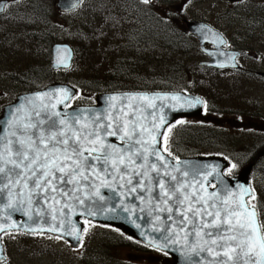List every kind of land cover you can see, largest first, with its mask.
<instances>
[{"label": "snow or ice", "instance_id": "6c2138e0", "mask_svg": "<svg viewBox=\"0 0 264 264\" xmlns=\"http://www.w3.org/2000/svg\"><path fill=\"white\" fill-rule=\"evenodd\" d=\"M10 2L16 4L19 0ZM142 2L150 4L151 0ZM188 2L185 0L178 11H183ZM7 6L0 0V9ZM230 58L234 60L235 56ZM126 95L148 99L144 95ZM109 99L114 101L117 97ZM186 102L202 103L196 97H189ZM49 108L48 104L37 105L35 99L29 98L24 107L13 105L6 109L9 119L0 128V208L20 211L24 207L39 206L41 200L61 203L68 197L74 203L85 205V212L91 215L86 197H90L101 175L111 181L127 177L126 185L131 186V191L139 189L146 193L153 210L166 213L164 220L171 221L168 229L172 237L184 234L187 246L199 257L196 264H264V221L259 219L264 215V205L253 203L256 201L254 190L246 189L247 199L243 202L235 198L229 201L230 189L217 185V191L204 198L192 190L199 173L181 169L163 157L161 149L149 141V129L135 116L124 121L119 114L76 110L72 114L53 113ZM159 135L163 137V133ZM109 136H119L122 143H112ZM63 207L68 204L65 202ZM52 213H56L54 208ZM57 218L58 214L52 215L53 220ZM28 219L33 221L27 225L29 232L36 233L38 229L43 232L40 226L47 221L35 220L32 215ZM24 227L18 224V228ZM47 230L59 233L57 239L72 235L62 223L48 224ZM163 240L165 248L169 241L176 243L168 235ZM0 264H3L2 254Z\"/></svg>", "mask_w": 264, "mask_h": 264}, {"label": "trees", "instance_id": "16d2710c", "mask_svg": "<svg viewBox=\"0 0 264 264\" xmlns=\"http://www.w3.org/2000/svg\"><path fill=\"white\" fill-rule=\"evenodd\" d=\"M55 1L48 0V4H45L44 0H23L6 19L10 23L7 26L9 42H18L32 64L38 65L41 55L45 57L47 53L51 54L52 46L58 41L68 44L74 51L73 64L67 72H54L50 68H40L41 71L35 67L27 69L29 76L26 80V92L37 90L36 86L48 78L53 83L68 84L77 89L78 95L73 101L76 107L92 106L95 96L106 93L184 92L198 96L204 101L202 114L194 119L179 120L169 128L165 133L163 152L175 159L222 157L231 165L226 174L228 177L236 176L239 168L247 166L264 148V135L243 131L237 136H231L227 130L208 122L209 114L241 115L254 110V105L248 106L252 100L247 89L225 81L220 84L215 82L217 78L224 79L234 73L211 70L210 73L201 70L196 72L195 69L194 73L186 71L188 64L185 56L189 58L192 52H196V48L192 45L194 39L183 28L178 29L170 24L175 17L181 19L180 15H167V8V11L151 10V3L149 5L137 0H126L129 14L125 15L124 20L129 31L122 38L124 45L121 43L123 46L117 48L116 55L119 58L112 55L109 43L106 46L105 40L110 42L117 34L114 26L121 19V12L114 6L121 3V0H82L80 8L70 14L57 13ZM15 5L9 3L7 8L12 6L14 9ZM168 5L170 6L169 2ZM78 11L79 15H74ZM130 16L140 19L142 23L131 21ZM97 19L101 20L99 24L96 23ZM131 25L133 28L130 30ZM60 33L61 36L58 35ZM132 45L138 46L137 54L145 51L154 55L160 51L161 54L158 55L161 57L155 55V63L149 65L145 56L147 54L139 58L133 56ZM80 51L91 55L94 53L96 60L93 62L80 57ZM182 71L187 75L191 74V77L187 80L185 76L184 79H179L176 75ZM80 72L88 75L78 77ZM260 120L264 121V117ZM246 143H249V159L239 162L230 154ZM255 144H258V149H255ZM258 172L264 173V157L253 164L250 174L256 197L253 203H259V195L263 196L260 185L254 181ZM259 219L264 221V215ZM128 246L137 249L130 244ZM166 260L168 264L171 263L170 259Z\"/></svg>", "mask_w": 264, "mask_h": 264}, {"label": "water", "instance_id": "95a60500", "mask_svg": "<svg viewBox=\"0 0 264 264\" xmlns=\"http://www.w3.org/2000/svg\"><path fill=\"white\" fill-rule=\"evenodd\" d=\"M4 2L8 5L7 0H4ZM81 4L82 2L77 3L76 0H57L56 8L62 14H69L77 10ZM4 10L5 8L0 9V15ZM186 28L189 34L196 38L201 52L207 55L210 60L207 63H201L200 66L214 69H237L234 62L235 59L230 58L233 55L236 58L237 54H228L221 50L224 41L216 31L205 24L193 21L188 22ZM205 45H212L215 49L211 51L206 50ZM73 57L74 53L69 45L55 44L52 46L50 59L52 71L68 70L72 65ZM260 76L264 78V74ZM45 93L47 95H44ZM126 94H132L133 96L144 95L148 99L128 98ZM75 96L76 89L63 84H53L41 91L20 95L14 103L3 108L0 116V128H3L5 120L9 119L6 109H11L13 105L24 107L25 102L29 98H32L35 99L37 105L41 103L48 104L50 106L49 110L53 113L60 111L65 114H72L74 110L97 114L111 113L113 115H121L124 121L135 116V119L141 125L149 129L151 133L148 136L149 141L161 149L162 137L159 135L160 133L164 134L165 130L178 119H190L200 115L203 109V101L200 98L202 103L189 104L186 102V99L195 96L184 93L101 94L96 96L95 106L65 109ZM112 96L117 97V99L114 101L110 100L109 98ZM37 97L39 98L37 99ZM122 108L124 110L123 113H121ZM134 109L137 110L134 112ZM4 130L6 131V129ZM108 140L118 145L122 143L119 136H109ZM161 154L181 169L199 173L198 182L192 190L194 192L198 191L202 197L208 198L209 193L217 191V185L221 187L226 185L230 189L228 195L229 201L233 198L239 202L247 199L246 189L251 190L248 181L251 166L243 169L237 177L227 178L224 172L228 168V163L221 158L197 157L175 160L166 156L162 150ZM262 156H264V148L256 155L252 164ZM127 179L125 177L124 180H104L101 175L100 179L96 181V188L90 197H86V203L92 209L91 215L85 212V205L74 203L68 197H65L61 203H56L55 201L44 202L41 200L39 206L33 205L31 209L24 207L20 211L12 208H0V229L3 230L0 232V235L7 232H23L27 234H50L57 236L59 233L47 230L48 224L62 223L64 228L72 233L71 236L65 235L62 239L69 243L72 248H77L80 239L78 240L76 237L79 236L81 238V233H78L77 229L83 228L81 221L86 220L95 224L119 229L136 242L169 255L172 259V264H196L199 257L187 246L188 242L184 239V234L180 233L178 237H172V231L168 229V224L171 221L166 222L164 220L166 213L153 210L152 205L148 203L146 193L140 192L139 189L131 191V186L126 185ZM185 179H188V177H185ZM213 180L216 181V184H211ZM199 181H203V184H200ZM120 185L126 186L121 187ZM212 185L214 186L213 189L210 187ZM52 195H56V193H52ZM141 196H144L145 199H140ZM92 201L96 203L93 204ZM65 202L68 204L66 208L63 207ZM53 208L56 210V213H52ZM98 209L103 210L99 211ZM37 212L40 215H36ZM53 214H58L57 220L52 219ZM29 215H32L35 220L47 221V223H42L40 226L44 229L43 232L39 229L36 233L28 231L27 225L33 223L32 220L28 219ZM157 216L160 219H157ZM18 224L25 225V227L20 229L18 228ZM165 235H168L171 239H175L176 243L169 241L167 248H165V241L163 240ZM157 237L160 239H157ZM0 254H2L3 262H5L1 240Z\"/></svg>", "mask_w": 264, "mask_h": 264}, {"label": "rangeland", "instance_id": "374dc122", "mask_svg": "<svg viewBox=\"0 0 264 264\" xmlns=\"http://www.w3.org/2000/svg\"><path fill=\"white\" fill-rule=\"evenodd\" d=\"M47 1L48 0H44V3L48 4ZM8 2L13 5L10 0H8ZM21 2H23V0H19V2L16 3L14 9H12V6L6 8L5 12L0 16L1 113L5 106L12 104L21 94L27 93L26 80H28L29 76V74L27 75V72H29L27 69L35 67V69L41 71L39 70L40 68H50V52L47 53L45 57L41 55L40 58H38V65H35L32 64L31 61H28V57L25 56V51L20 49L18 42H9L7 26L10 23L6 21V19L12 15L13 10H16L19 5H21ZM168 2L170 3V6L168 5ZM184 3L185 0H151V7L154 11L160 9L166 10L167 8L169 11L168 12L166 10L167 15H180L179 18L181 17V19L175 17L174 20L170 22L172 26L178 29L183 28L185 31H187L185 24L188 22L205 21L206 23L212 24L221 30L225 36L227 35L229 38H231L232 43L236 48H243L245 50L250 49L248 52V59L242 61L243 66L241 68L242 73H240V75L239 73L230 74L224 79H215V82L220 84L221 82L225 81L228 84H235L241 88L247 89L249 98L252 100V103L248 106H252L253 104L254 110H248L247 113L243 112L241 115L231 113L209 114L207 117L208 122L212 125L215 124V126L220 129L227 130V133H229L231 136H237L240 133H243V131H253L260 135H264V121L260 120L264 117V80L262 81L259 78L257 79V77L255 78L256 73L264 72V26L261 28L259 33L256 32L259 35L255 34L254 38L250 39L249 32L246 28L247 24L242 11V6L239 7L237 12V6L229 7L226 0H189L186 7H184V10L178 11L181 6L184 5ZM127 4L128 2L126 0H121V3L115 4V9L117 8V10L121 12L119 13L121 15V19L116 21L114 26V28L117 29V34L113 36V40L110 42L105 40L106 46L109 43L112 55L119 58L120 56L116 55L117 48L124 45L122 38L126 34V31H129V26L124 20L125 15L129 14ZM74 15H79V11L74 13ZM132 15L134 16L135 12H133ZM130 18L133 22H136L137 20V22L140 24L142 23L140 22V19H136L131 16ZM100 22L101 20L97 19L96 23L99 24ZM16 27L18 28L19 26L16 25ZM132 28L133 25H131L130 30ZM58 35L61 36V33ZM57 43L64 42L58 41ZM121 43H123V45H121ZM192 45L196 48V52H192L189 58L187 55L185 56L188 64L186 71L193 73L194 69L196 72L201 70L210 73L213 71H210V69L201 68L199 66V63L204 60V57L199 53L194 40ZM133 48L134 49L132 52L134 57L137 56V58H139L147 54L145 56H147L146 61L150 62L149 65L155 63V55L161 54L160 51L154 55H149L145 51L137 54V49L139 50L138 46H133ZM118 52L120 55L121 50L119 49ZM93 54L94 53L91 55L89 52L81 53L80 51L78 55L84 59L94 62L96 59ZM158 57L160 58L161 55H158ZM81 61L82 60H80V63ZM79 68L80 65L78 66V70ZM222 72L229 73L231 71L226 70ZM82 74L87 73L80 72L78 77ZM176 76H178V78L181 80L184 79L183 76H185L187 80V78L191 77V74L187 75L185 71H182ZM51 84H53V80L50 81L48 78H46L44 82H41L36 86L38 89L35 91H40ZM213 100H215V103H217V100L214 97ZM248 147L249 143H246L245 145L233 150L230 155L234 157L235 160L244 162L249 159V153L247 152ZM255 149H258V144H255ZM253 164L251 165L250 162L244 168H239L237 174L239 175V173L248 166H251V173ZM256 175L257 176L254 179L255 184L258 183L260 185L263 193V196L259 195L258 201L260 204H263L264 173L258 172ZM87 231L88 233L86 234L85 244L78 250L72 249L66 242L60 239L49 238L48 236L37 239L34 237L10 235L4 238L6 257L8 258L9 264H124L125 262H134L136 260L138 262H142L143 264H167L166 258L161 255L153 254L152 256H148L149 254H146L145 252L144 254L138 253L140 249H137V252L133 249L128 250L127 246L129 244H127L124 236L119 231L106 230L102 228L99 229L95 226H89Z\"/></svg>", "mask_w": 264, "mask_h": 264}, {"label": "flooded vegetation", "instance_id": "af4514ba", "mask_svg": "<svg viewBox=\"0 0 264 264\" xmlns=\"http://www.w3.org/2000/svg\"><path fill=\"white\" fill-rule=\"evenodd\" d=\"M226 2L228 3L229 7L237 6V12H238L239 7L242 6V11H243L244 17L246 19V24H247L246 28H247V31L249 32L250 39H253L255 34H258L259 31L261 30V28L264 26V0H245L244 3H235L233 1L226 0ZM151 10H153V9L151 8ZM232 19H233V17H232ZM198 22H202V23L208 24L205 21H198ZM208 25L213 30L218 32L224 38L225 42H224V45L221 46V50H223L224 52H226L228 54H234V53H239L240 54L237 57L236 62L242 68V66H243L242 61L248 59V55H249L248 52H249L250 49L249 50H245L243 48H239V49L236 48L233 45L231 38H229L227 35H226L227 36L226 37L225 34L221 30H219L218 28H216L212 24H208ZM258 25H260V26H258ZM256 32H258V33H256ZM194 43L196 44L199 53L202 54L203 57H204V60L201 61L200 63L207 62L208 59L199 50L197 41L195 39H194ZM205 48L208 49V50H214V47L208 46V45L205 46ZM241 68L237 72H240ZM223 71H226V70H223ZM0 115H1V109H0ZM125 240H126L127 244H130L132 246H136L137 249H140L139 251L137 249H133L136 252L138 251V253L144 254V252H145L146 254H149L148 256H152L153 254H158V255L163 256L162 254L157 253V252L153 251L150 248H147V247H144L142 245H139L138 243H136L134 241H131L129 239H125ZM127 249L131 250L132 248L127 246ZM124 264H143V263L142 262H138L136 260L134 262L128 261V262H125ZM150 264H152V263H150ZM167 264H168V262H167Z\"/></svg>", "mask_w": 264, "mask_h": 264}]
</instances>
